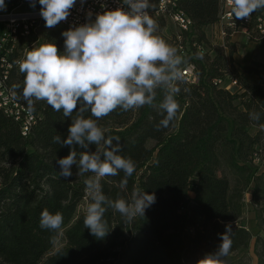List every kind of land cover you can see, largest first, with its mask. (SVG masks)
Listing matches in <instances>:
<instances>
[{"label":"trees","instance_id":"obj_1","mask_svg":"<svg viewBox=\"0 0 264 264\" xmlns=\"http://www.w3.org/2000/svg\"><path fill=\"white\" fill-rule=\"evenodd\" d=\"M220 2L179 0L180 9L193 23L192 33L181 36L180 43L174 34L163 37L164 22L156 19L157 34L194 65L196 76L195 84L184 80L179 85L181 92L176 99L180 110L168 128L156 130L163 115L149 106L128 112L118 109L98 121L107 129L106 136L121 138L120 154L136 164L124 190L119 187L123 173L103 178L104 194L113 200L130 199L132 191L139 188L156 196L144 216L129 223L109 208L104 219L110 231L103 239L92 235L83 224L90 202L84 180L91 173L76 175L73 166L71 177L59 175L56 161L67 156L70 148L53 143V137L65 139L71 119L46 102H36L32 112L37 123L23 138L20 127L0 111V264H197L222 243L226 230L221 226L242 218L243 194L247 191L252 195L256 228L264 232V64L251 62L242 66L241 72L234 68L229 72L223 54L216 52L211 58L204 52V29L218 22ZM256 13L260 15L264 9ZM65 30L58 24L39 40L21 41L12 59L20 55L23 59L33 48V41H37L35 47L55 43L62 52L61 33ZM231 34L228 32L225 40ZM252 40L264 46V40L257 36ZM201 51L204 57L197 59ZM233 53L231 46L230 60ZM227 76L238 85L234 92L215 83ZM22 82L19 67L13 68L9 88L14 92L13 85ZM162 99L163 92L158 90L156 102ZM18 101L27 107L22 99ZM250 113H260V121L250 119ZM89 150L95 151L96 145H90ZM226 170L233 175L234 186L225 177ZM44 209L62 213L59 234L40 228ZM230 228L232 244L226 261L246 253L253 239L237 224ZM60 236L63 245L54 249ZM254 254L257 264H264V238L260 236L254 238ZM227 264L247 263L241 257Z\"/></svg>","mask_w":264,"mask_h":264},{"label":"clouds","instance_id":"obj_2","mask_svg":"<svg viewBox=\"0 0 264 264\" xmlns=\"http://www.w3.org/2000/svg\"><path fill=\"white\" fill-rule=\"evenodd\" d=\"M77 0H38L40 15L46 28H53L66 21ZM84 3V0H81ZM236 19H248L254 12L264 9V0H230ZM35 8L36 0H30ZM96 13L89 11L86 21L71 26L61 33L64 49L47 42L33 47L18 61L23 82L13 85V98L22 99L30 111L36 102H46L55 112L70 118L68 135L53 137V143L68 146L67 156L57 159L59 175L65 179L73 175L85 176V192L89 197L83 220L84 228L98 239L110 231L104 219L111 208L118 212L125 223L138 216L156 202L154 193L135 188L130 199L107 197L102 189V179L123 173L119 187L124 190L128 179L136 171L135 161L121 155L119 136H106L107 129L98 121L117 111L139 110L144 106L157 109L163 118L155 125L157 131L166 129L176 119L180 104V84L184 83V65L188 59L178 49L161 38L159 25L150 15L154 5L150 0H121L115 9ZM5 0H0V10H5ZM204 53L198 52L197 59ZM163 99L157 103V93ZM17 91L19 95H17ZM187 91V89H185ZM75 113V115H73ZM90 113V116H86ZM260 113H250V119L259 122ZM264 128V125H261ZM115 141V143H114ZM96 150H89L90 145ZM79 146L82 151H77ZM60 212L44 209L40 216V228L59 234L63 225ZM230 226L221 236L218 249L206 254L197 264H227L231 249ZM55 240V237H53Z\"/></svg>","mask_w":264,"mask_h":264},{"label":"built area","instance_id":"obj_3","mask_svg":"<svg viewBox=\"0 0 264 264\" xmlns=\"http://www.w3.org/2000/svg\"><path fill=\"white\" fill-rule=\"evenodd\" d=\"M150 2L154 5V0H150ZM178 2L179 0H162V10H154L153 8L150 10V15L155 20L157 18L163 20L164 23L170 21L177 30L176 39L180 43L181 36L192 33L193 23L180 9ZM120 3L121 0H84L83 4L81 2L75 4L67 20L60 22L59 25L68 30L71 26H78L87 22L86 16L89 11L93 13L92 19H94L96 13L105 10L101 7L102 4L106 5L107 9H115ZM231 7L230 0H221L219 20L211 26V29L218 31L220 39L224 41L228 32L234 33L241 30L247 40H252L253 36L264 40V13L259 15L254 12L248 19H236ZM36 12H40V9L21 10L13 8L9 12L0 14L9 17L7 20L0 21V111L20 127L23 138L28 137L29 130L36 125L37 116L22 105L18 99L13 98V91L7 82L10 71L17 68L18 61L22 59L21 55L12 59L14 52L19 43L25 41L35 31L39 19H16L12 16ZM179 50H182V46L179 47ZM184 71V80L189 84H195L194 65H186ZM215 83L228 92H232L231 89H238L236 81L229 76L223 80H216ZM235 224L237 223H229V226L235 227Z\"/></svg>","mask_w":264,"mask_h":264},{"label":"rangeland","instance_id":"obj_4","mask_svg":"<svg viewBox=\"0 0 264 264\" xmlns=\"http://www.w3.org/2000/svg\"><path fill=\"white\" fill-rule=\"evenodd\" d=\"M165 27L161 31V35L165 38H170L173 34L176 35L177 30L174 27V25L167 21L164 23ZM49 30V28L45 27V21L43 19H39L35 31L29 35L28 38L25 39V41L29 40H39L42 37V34ZM204 34L206 37V44L203 46V50L206 54H208L211 58L215 55L216 52H220L225 56L227 59L228 71L230 72L231 69H235L238 72H241L240 64L248 63L250 61L255 59H261L262 56H264V46L261 44H256L253 40H247L245 35L241 30L236 31V33L233 35V42L237 45H239V49L235 51V56H232V60L229 59V51L230 47L232 46L228 40H221L218 31L215 29H204ZM37 45V41H33L30 45V47H35ZM27 49V48H25ZM236 66H232V65ZM239 68V69H238ZM251 80L255 81L254 77H251ZM232 92L235 91V89H231ZM262 173H264V169H261ZM225 177L228 178L230 185L234 186V177L231 175L227 170L224 171ZM190 198H193V194H189ZM242 218L237 223V226L243 227L246 230L250 232L253 239L250 243L249 250L240 255H232L228 257L227 262H235L241 257L243 260L246 261L247 264H257V259L254 254V238L256 236H260L264 238V232L259 231L256 228L255 221H254V214H253V207H252V195L250 191H247L243 194V203H242ZM84 207L81 209V211H84ZM226 226L228 225H222V230H226ZM63 245V240L61 236L56 241L54 245V249L60 248Z\"/></svg>","mask_w":264,"mask_h":264},{"label":"crops","instance_id":"obj_5","mask_svg":"<svg viewBox=\"0 0 264 264\" xmlns=\"http://www.w3.org/2000/svg\"><path fill=\"white\" fill-rule=\"evenodd\" d=\"M5 4H6V9L5 10H0V14H4L6 12H9L13 8H19L21 10H38L41 7L39 5V3H38V0H36V6H35V8H33V7L30 6V0H5ZM206 29H211V26L207 27ZM235 33L236 32L232 33L229 36V40H228V42H230V44L232 45V48L234 49L233 56H235V54H236L235 51H237L239 49V47H240L239 45H237V44H235L233 42V35ZM256 44H258V43H256ZM251 62H259L261 64H264V56H262L261 59H255V60L252 59V61H250L248 63L240 64V67L247 66ZM233 66H236V65L233 64Z\"/></svg>","mask_w":264,"mask_h":264},{"label":"water","instance_id":"obj_6","mask_svg":"<svg viewBox=\"0 0 264 264\" xmlns=\"http://www.w3.org/2000/svg\"><path fill=\"white\" fill-rule=\"evenodd\" d=\"M81 1H77L76 4H79ZM13 18H16V19H21V18H25V19H33V20H36V19H43L40 15V12H36V13H30V14H24V15H15V16H12ZM9 17L6 16V15H0V21L1 20H7Z\"/></svg>","mask_w":264,"mask_h":264},{"label":"bare ground","instance_id":"obj_7","mask_svg":"<svg viewBox=\"0 0 264 264\" xmlns=\"http://www.w3.org/2000/svg\"><path fill=\"white\" fill-rule=\"evenodd\" d=\"M157 4V8L156 10H162V0H154ZM29 133H30V130H29ZM28 133V134H29Z\"/></svg>","mask_w":264,"mask_h":264}]
</instances>
